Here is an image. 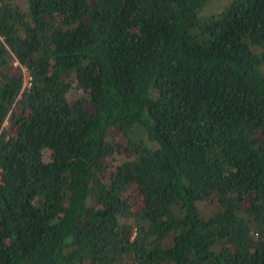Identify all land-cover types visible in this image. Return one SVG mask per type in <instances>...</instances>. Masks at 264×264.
I'll list each match as a JSON object with an SVG mask.
<instances>
[{
    "label": "trees",
    "instance_id": "obj_1",
    "mask_svg": "<svg viewBox=\"0 0 264 264\" xmlns=\"http://www.w3.org/2000/svg\"><path fill=\"white\" fill-rule=\"evenodd\" d=\"M206 1L0 0V264H264V0Z\"/></svg>",
    "mask_w": 264,
    "mask_h": 264
},
{
    "label": "rangeland",
    "instance_id": "obj_2",
    "mask_svg": "<svg viewBox=\"0 0 264 264\" xmlns=\"http://www.w3.org/2000/svg\"><path fill=\"white\" fill-rule=\"evenodd\" d=\"M230 0H207L204 5L200 8V15H208L211 13H216L221 10L224 6L229 3ZM254 51H257L256 47L253 48ZM260 70L264 74V60L260 63ZM138 130V131H137ZM131 137H145V130L141 128H135V131L130 134Z\"/></svg>",
    "mask_w": 264,
    "mask_h": 264
}]
</instances>
